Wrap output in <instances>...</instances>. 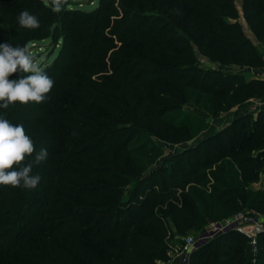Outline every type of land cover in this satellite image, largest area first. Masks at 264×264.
Masks as SVG:
<instances>
[{
    "label": "trees",
    "instance_id": "1",
    "mask_svg": "<svg viewBox=\"0 0 264 264\" xmlns=\"http://www.w3.org/2000/svg\"><path fill=\"white\" fill-rule=\"evenodd\" d=\"M23 10L37 17L39 28L18 25ZM119 10L122 18L110 27ZM113 36H118L115 44ZM45 40L33 55L43 57L42 66L54 81L48 99L0 108V117L24 126L36 153L48 149L47 159L33 168L41 177L35 189L0 186V264L167 262L161 247L167 246L170 228L163 220L171 217L182 230L188 218L192 221L188 206L196 209L203 199L184 185L182 198L170 189L155 190L151 180L171 160L142 175L131 139L116 134L127 137L142 130L155 144L188 142L206 127L192 131L190 123L205 122L176 120L170 112L202 101L205 94L206 111L201 112L209 109L212 115L232 102L263 96L264 77L228 68L264 66V0H101L92 10L66 0L59 13L43 0H0V44L31 49ZM111 45L118 48L109 54ZM252 117H239L188 144L182 153L186 170L202 166L201 154L217 162L211 143L232 147L235 141L228 135L238 139L243 118L252 129ZM109 138L110 145L100 146ZM203 176L187 173L178 180L200 184ZM162 184L175 185L166 179ZM171 196L183 204L174 207L166 201ZM236 238L221 234L208 243L216 264L239 260ZM204 249L192 251L191 264L203 261ZM261 260L264 264V251Z\"/></svg>",
    "mask_w": 264,
    "mask_h": 264
},
{
    "label": "rangeland",
    "instance_id": "2",
    "mask_svg": "<svg viewBox=\"0 0 264 264\" xmlns=\"http://www.w3.org/2000/svg\"><path fill=\"white\" fill-rule=\"evenodd\" d=\"M100 1L101 0H68L69 3L77 4L79 9L84 10L97 8ZM126 3L127 2L124 1L122 6L126 7ZM119 11V15L112 16L110 27L115 26V21L122 18V11ZM144 12L165 13L166 11H151L146 9ZM240 20L243 23L246 33L252 37L256 45H259L253 34L247 29L244 18L240 16ZM112 39L115 44L118 41V36H113ZM45 43H47L46 40L34 42V46L31 48L32 54L40 51L39 45ZM114 44L112 45L114 46ZM112 45L110 46L109 54L120 47L121 43H119L118 47H112ZM42 58L43 57H40L39 60L42 61ZM205 61L207 62L206 59ZM206 64H209V61ZM240 69H243V67H240ZM240 69L234 67H231V69L228 68L229 71H237ZM259 69L263 70L260 74V77H263L264 66ZM241 72H243L246 77H250V74L246 70ZM195 93L199 92L195 91ZM206 97L207 95L205 94L202 101H189L184 107V110L182 108L181 110L170 112L171 115L174 114V117L177 118L176 120L202 118V121L205 122L206 125L194 124L193 122L190 123L189 128L192 131L202 129L203 126L206 127L204 129L205 132L197 134L188 142L173 144L157 141L155 144L153 136L142 130L138 131L136 135L131 131L127 134V137L123 136V134H116L123 140L131 139V147L135 148L133 150V155H135L137 160L136 167H138V172H140V174L142 173V175H147L152 170L158 169V167L162 168L165 162L171 160L167 163L168 168L163 170L157 179L151 180V182H155L154 184L151 183V186L153 185L156 187L155 190H160L161 187L170 189L173 192H177L175 195L182 198L184 193L180 187L184 185L186 191L193 192L195 195L198 194L203 199L200 206L196 209L192 207V205L188 206V212L192 214V221L190 220L191 218H188L186 222H184L185 227H183L182 230H180V226L178 227L175 225L171 217H165L163 221L166 226L170 228V232L165 240L167 246H162L161 249L166 253L169 259L167 262L159 261L158 263L191 264L192 251L205 247V254L202 256L203 261L199 264H216L214 255L215 249L213 247L208 251V243L213 242L216 237L221 234H233L237 236L236 247L241 253V257L234 264H261L262 253L264 251V239H261L259 242V235L264 232V228L263 231L258 232V246L256 248L251 245L249 235L253 233L256 227L261 228V224H264V105L260 104L261 101H263L264 95L253 96L246 101L238 103L232 102L230 105L224 106L223 110L216 115L208 113L209 109H207V112H204V114L201 112V109L205 106L204 104L206 101H204V99ZM247 114H252L253 116V121L251 123L253 128L250 129V124L245 122L243 118L240 122L241 124L238 126V139L234 140L236 135H232L231 133L227 137L228 141H235L232 147L227 143H225V148L224 146L221 147L219 144H216V142L211 143L212 147L217 148L216 154L213 156L217 159V162H214V159L213 162L205 160V157L203 159L204 154H201L200 160L202 166L197 170H186L184 165H186L188 159L187 156H184L182 153L188 144L201 140L203 134L210 135L219 129H223L226 125L228 126L234 120L239 117L247 116ZM111 142L112 140L109 138L106 143H101L100 146L107 147ZM177 154H181V156L177 157ZM217 167H222L224 171L218 170ZM187 173H190L191 176L204 173V176L201 178L202 183L196 184L192 181H184L183 184L181 182L179 183V176L184 174L183 178H185ZM162 179H166L175 185L173 187L169 185L165 186L162 184ZM156 201L155 199L153 203L156 204ZM166 201H172L174 207L182 203V201L176 200L174 196L167 198ZM239 214L245 215L249 221L239 223L235 221ZM188 237H193L195 240V244L192 246L193 248L191 251H186L184 249V244ZM1 258L2 256L0 259Z\"/></svg>",
    "mask_w": 264,
    "mask_h": 264
},
{
    "label": "clouds",
    "instance_id": "3",
    "mask_svg": "<svg viewBox=\"0 0 264 264\" xmlns=\"http://www.w3.org/2000/svg\"><path fill=\"white\" fill-rule=\"evenodd\" d=\"M66 0H43L53 12L63 10ZM21 28H39L36 16L23 10L17 17ZM19 72V79L9 77ZM54 87L53 79L46 73L42 62L35 57L30 46L13 47L0 44V108L30 102L41 104L48 99ZM33 140L26 134L22 124H13L0 117V186L35 189L41 177L33 174V168L48 157V149L41 148L38 153ZM26 162V163H25Z\"/></svg>",
    "mask_w": 264,
    "mask_h": 264
},
{
    "label": "built area",
    "instance_id": "4",
    "mask_svg": "<svg viewBox=\"0 0 264 264\" xmlns=\"http://www.w3.org/2000/svg\"><path fill=\"white\" fill-rule=\"evenodd\" d=\"M261 105H264V98H263V101H261L260 103ZM260 107V106H259ZM238 223L239 222H248L249 219L243 215V214H239L237 217H236V220ZM222 229V228H221ZM263 231V226L261 224V228L259 227H256L254 230H253V233L250 234V243L251 245L256 248L258 246V232H261ZM195 244V240L193 237H188L185 244H184V249L186 251H191L192 250V246Z\"/></svg>",
    "mask_w": 264,
    "mask_h": 264
},
{
    "label": "crops",
    "instance_id": "5",
    "mask_svg": "<svg viewBox=\"0 0 264 264\" xmlns=\"http://www.w3.org/2000/svg\"><path fill=\"white\" fill-rule=\"evenodd\" d=\"M252 69V70H251ZM241 71H247L250 74V77H260V74L263 70L252 68V67H243V69H240ZM264 77V76H263Z\"/></svg>",
    "mask_w": 264,
    "mask_h": 264
},
{
    "label": "water",
    "instance_id": "6",
    "mask_svg": "<svg viewBox=\"0 0 264 264\" xmlns=\"http://www.w3.org/2000/svg\"><path fill=\"white\" fill-rule=\"evenodd\" d=\"M263 228H264V224H262Z\"/></svg>",
    "mask_w": 264,
    "mask_h": 264
}]
</instances>
